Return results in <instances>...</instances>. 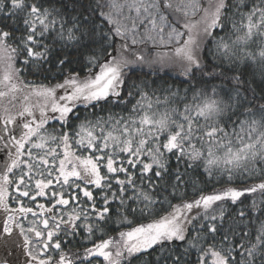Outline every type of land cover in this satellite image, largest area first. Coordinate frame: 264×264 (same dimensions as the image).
<instances>
[{
    "label": "snow or ice",
    "instance_id": "snow-or-ice-1",
    "mask_svg": "<svg viewBox=\"0 0 264 264\" xmlns=\"http://www.w3.org/2000/svg\"><path fill=\"white\" fill-rule=\"evenodd\" d=\"M67 9L63 0H0V14L5 17L22 14L23 19L22 31L0 27V106L3 107L0 143L5 149L11 145L8 158L0 167V210L5 213L0 226V247L6 252L12 246L22 247L28 257L25 264H92L89 258L96 257H102L104 264H123L126 257L149 254V249L155 251L157 247L156 264L161 261L163 264H264V0H255L251 6L230 4L229 0H96L91 11L97 15L99 10L102 23L92 20L90 26L87 15L82 12L70 15ZM72 11L76 12L75 5ZM229 13L232 29L243 30V35H238L231 45L224 37L215 39V30H224ZM237 16L239 21L235 19ZM17 31L19 36L14 35ZM97 37L103 43L85 57L89 66L87 76L81 78L68 72L62 82L49 85L20 78L21 69L16 67V62L21 55L24 65L43 69L51 62L53 45H60L61 53L69 46L90 49L99 42ZM256 37L261 38L259 51H246V46ZM116 38L123 43L117 44ZM208 38L216 48L212 55L216 59L222 56L231 65L225 71H236L238 65L247 66L249 61L259 65V94L254 87L255 72L251 80H245L241 72L231 77L226 100L216 85L211 91L205 87L197 91L193 103L186 104L183 112L175 108L153 110L148 93L135 82L127 97L121 99L128 80L126 69L156 62L147 61L144 55L135 52L129 39L131 45L151 41L170 46V53L164 56L179 62L185 76L200 72L203 76H221L227 80L225 71H217L218 65L214 63L205 64L200 54ZM235 45L244 47L233 51ZM69 62L64 54V58L58 59L57 70ZM132 89L139 92L140 99L132 105L127 117L109 113L107 118L92 120L87 116L81 119L76 113L78 105L95 108L101 102H112L113 98L117 103L127 104L133 96ZM58 90H63V94ZM257 99L258 105L253 104ZM229 110H233L232 115L239 113L245 117L233 123L232 132L220 122V117ZM73 119L79 123L71 129ZM50 120L58 121L60 130L49 132L45 126ZM14 130L19 132L18 136ZM77 149L90 154H78ZM173 157L178 165L186 160L187 168L203 161L209 176L216 171L226 176L223 186L206 193L196 189L194 182V192L199 194L185 199L179 193L180 187L186 186L185 174L178 165L172 169ZM256 177L260 178L259 183H248ZM237 180L239 185L235 183ZM54 185L60 190H55ZM161 185L165 190L172 189L173 198L179 193L177 203L167 196L160 201L153 195ZM49 189L53 202L50 207L37 203L39 212L21 199L36 202ZM66 189L73 190L67 198ZM93 189L98 191V197ZM13 191L18 196L12 195ZM80 193L85 198L83 201ZM256 193L260 194L259 202L253 198L250 205L236 214L226 215L225 206L229 202L243 204L242 198ZM98 200L102 201V207L98 206ZM10 201L18 207H9ZM116 201L118 223H130L124 215L129 201L142 204L141 215L146 213L151 221L120 231L118 238L109 236L94 242L84 248L82 257L76 253L70 257L63 250L60 233L74 237L82 229L87 233L85 239L92 241L96 231L103 233L92 216L107 221ZM72 202L76 204L70 210L59 216L54 214L60 212L58 206L66 209ZM157 204L165 214H159ZM29 213L35 219L25 227L22 220ZM18 237L23 238L22 244ZM174 242H181V251H177ZM51 250L58 252V259L48 255ZM193 252L195 260L186 259ZM0 264L11 262L5 258L0 259Z\"/></svg>",
    "mask_w": 264,
    "mask_h": 264
},
{
    "label": "trees",
    "instance_id": "trees-1",
    "mask_svg": "<svg viewBox=\"0 0 264 264\" xmlns=\"http://www.w3.org/2000/svg\"><path fill=\"white\" fill-rule=\"evenodd\" d=\"M65 4L68 5V13L70 15H76L77 12H82L84 15L89 17V26L92 20H95L96 24H101V20L98 18V9L96 10L97 15H93L91 11V7L95 5L96 0H63ZM255 2V0H229L230 4L233 3H251ZM75 5L76 12L72 11V6ZM10 6V5H9ZM59 6V5H58ZM7 8H5V12H7ZM182 19V18H181ZM232 19L231 13L228 15V19L225 20V28L223 31L217 29L215 30V39L219 40L220 37H224L226 42L230 45L233 41L236 40L238 35H243V30L240 32H236L232 29L230 20ZM239 21V16L235 18ZM103 25L106 27V22H103ZM0 27L3 28H18L20 31L23 30V19L22 14L20 17H12L0 14ZM20 31L14 33V35L19 36ZM260 37H256L254 41L249 42L246 46V51H251L256 53L259 51V40ZM99 41V37H97ZM49 44H52V41H48ZM102 41H99L95 45H91L90 49L84 48H77L76 46H69L63 49V53H61L60 45H53L54 51L52 53V59L49 64H45L43 69L36 68L33 64L24 65L23 60L24 56L21 55L17 62L16 67L21 69L20 78L26 82L34 83V84H55L57 82H62L63 78L68 72H74L79 74L81 78L88 75V65L85 57L90 54L91 50L99 49ZM116 43L120 44L123 43L119 38H116ZM131 48L135 50V52L144 55L147 61L156 60L155 63H145L143 65L136 64L131 66L130 69H126L128 73V80L127 85L124 87L123 94L121 99L127 97V93L130 90V86L135 82L136 84L141 86V90L147 92L151 102L153 103V110H158L163 112L165 109H177L178 112H183L186 104L193 103V96L197 93L198 90L204 89L207 87L209 91H211V87L213 85L217 86V90L222 98L225 100L227 96L225 93L227 92L228 88L231 86V77L233 75L243 73V78L245 80H251L252 74L255 72L256 79L254 82V87H256V91L259 94L260 91V75H259V65H253L250 61L248 62L247 66L244 64H240L237 67L236 71H225L231 67L227 61H223V57L221 56L220 59H216L212 53L216 52L215 44L211 38H208L204 41V45L202 46L201 56L205 58V64H216L218 65L217 71H225V75L228 79H224V77L218 76L216 78H210L207 76H203L200 72H195L194 75L185 76L182 74L183 68L179 62H177L174 58H168L164 56L165 53H170V47L164 49H156L148 46L147 44L143 43L139 46H132L129 44ZM240 47H244L243 45H235L233 47V51H238ZM111 50V49H109ZM64 54L67 55L69 63H66L63 66L62 70H57L56 64L58 59L64 58ZM163 58V62H160V58ZM130 58H133L130 55ZM166 65V66H165ZM51 69V70H49ZM207 71H212L211 68H206ZM95 71V70H94ZM222 89V91H221ZM133 96L128 98L129 102L127 104H120L115 102V98L110 103H103L101 105L96 106L95 108L89 106L88 108H84L83 105H78L76 109V113L79 114L81 119L87 116L89 119L95 120L97 117H104L107 118L109 113L114 114L117 117H127L131 113L132 105L136 103L138 99H140L139 92L135 89H132ZM59 94H63V90H58ZM167 98V101L165 100ZM159 101V103H157ZM260 101L253 100V104H257ZM11 108V105H8ZM247 106V105H246ZM3 111V107L0 106V111ZM233 110H229L226 112L222 117H220L221 125H227V131L232 132L233 123L239 120L245 119L243 115L237 113L236 115H232ZM241 111H243L241 109ZM2 113V112H1ZM36 116H39V112H36ZM231 117V119H229ZM31 119V117H29ZM174 118H178L175 117ZM204 121L201 119L200 123ZM79 121L73 119L71 129L75 128V125L78 124ZM49 132H53V130H60L61 126L58 121L50 120L49 123L45 126ZM65 131H69V128H65ZM199 147V144L197 143ZM78 154L88 155L89 152L85 151L84 149H77ZM172 169L175 170L177 168L178 162L173 157L170 161ZM187 161L179 162V170L185 174V181L186 186L182 185L179 189V193L184 195L185 199H192L195 195L199 194V191L194 192V182L196 189L203 190L204 192H211L214 189H219L223 186V181L226 180V176H221V174L216 171L212 176L204 169V162L198 161L191 168L186 167ZM17 174H19V170H17ZM260 178L256 177L253 180H249L248 183H259ZM139 183V181H137ZM237 185H239V180L235 181ZM55 190L59 189L58 186L54 185ZM145 188L147 186L145 185ZM10 191L12 189L10 188ZM51 191L52 189L47 190V195L40 199L36 203L46 204L44 199H51ZM58 191V190H57ZM73 191L72 189L65 190V197L67 198L68 193ZM96 193L97 197L99 196L98 191L93 189ZM172 189L168 187L165 190V186L161 185L159 189H157L153 195L160 201L164 200V197L167 196L172 203H177L179 200V193L177 194L176 198H173L171 195ZM14 192H12L13 194ZM131 194V193H129ZM81 200L83 201L85 198L83 197L82 193L79 194ZM253 198H255L258 202L261 200L260 194L256 193L253 195L248 196L247 198H242L244 203L231 205L230 202L225 206L226 215H234L238 212L240 208L246 207L252 203ZM53 201H51L52 203ZM118 201L112 204V215L111 218L107 221H98L95 219L94 215L92 216L93 222L100 225V228L103 229V233L100 231H96L95 235L92 238V241L86 240L85 237L87 233H85L82 229L80 230V234L76 236H66L63 232L60 233V239L64 241L62 247L63 250L71 255L73 253L78 254L79 256H83V251L85 247H91L94 242H98L100 239H106L109 236L117 237L120 231H127L130 227L136 226L139 223H148L151 221V217H149L146 213L141 215L140 208L143 207L142 204H137L134 201H129L128 209L124 213L127 216V219L130 223H118L117 217L115 214V209L118 205ZM76 202H72L71 206H75ZM51 205V204H49ZM98 206H103L102 201L98 200ZM166 208L167 205H164ZM89 211L91 212L90 204L88 205ZM135 208L136 211L133 212L132 209ZM156 209L159 214H165L163 209H161L160 204L156 205ZM53 214V213H52ZM55 214V213H54ZM251 215L252 213L249 212ZM255 215H259L256 213ZM252 234L253 237L255 236V225L252 226ZM177 246V251L182 250L181 242H174ZM52 255L58 259V252L55 250H51ZM149 254H142L137 253L132 257H126L123 261V264H156V257L159 253V248L157 247L154 250L149 249ZM195 252L192 253L191 257H186L190 261L195 260ZM92 261V264H104L102 257L96 258H89ZM87 264V262H85ZM163 264V261H161Z\"/></svg>",
    "mask_w": 264,
    "mask_h": 264
},
{
    "label": "flooded vegetation",
    "instance_id": "flooded-vegetation-1",
    "mask_svg": "<svg viewBox=\"0 0 264 264\" xmlns=\"http://www.w3.org/2000/svg\"><path fill=\"white\" fill-rule=\"evenodd\" d=\"M2 127H3V125L0 124V128H2ZM10 127H13V126H10ZM0 134H2V133H0ZM14 134L18 136L19 132H16L14 130ZM9 149H11V145L9 146ZM9 149H5L3 147V144L0 143V167L3 166L4 162L8 158ZM12 195L18 196V194H15V192ZM39 198L42 199V197H39ZM21 199L24 201L26 206L32 207L34 211H37V212L40 211V209L37 210V207H36L37 203L36 202H32V201L28 200L27 198H21ZM47 200L48 199H44V201H47ZM26 201H28L30 203V205H27ZM31 203H33V205H31ZM45 205H46V207L51 206V205H47V204H45ZM9 207L15 208V207H18V205L15 202L10 201ZM57 214H61V213H57ZM48 215H52V213H49ZM4 218H5V213L2 210H0V226H2ZM34 218L35 217H33L31 215V213H29L27 216V219L22 220V223L24 224L25 227H28V222L30 221V219H34ZM17 232H18V230H17ZM18 239H19L20 244H22L23 238L18 237ZM48 255H52V252L50 251L48 253ZM5 258L8 261H10L11 264H25V261L28 259V257H26L24 254L23 248L22 247H16V246H12L11 248H9V250L7 252L2 247H0V259H5Z\"/></svg>",
    "mask_w": 264,
    "mask_h": 264
},
{
    "label": "rangeland",
    "instance_id": "rangeland-1",
    "mask_svg": "<svg viewBox=\"0 0 264 264\" xmlns=\"http://www.w3.org/2000/svg\"><path fill=\"white\" fill-rule=\"evenodd\" d=\"M143 31V29H141V32ZM128 43L129 44H131V39H129L128 40ZM145 44H147L148 46H150V47H152V48H156V49H164V48H167V47H170V46H166V45H159L158 43L157 44H153L151 41H145L144 42ZM143 43H138L137 45H132V46H139V45H142ZM166 66V65H165ZM1 112H3L2 110L0 111V114H2ZM30 119V118H29ZM58 191L60 190V189H57ZM15 194H18V193H16L15 192ZM38 201H42V200H39V199H37V201L36 202H38ZM26 203H27V205H30V203L28 202V201H26ZM46 204L47 205H49V204H51V199L49 198L47 201H46ZM31 205H33V203H31ZM58 207H60V212H57V213H61V212H63V211H67V210H70L71 209V204L69 205V206H67V208L65 209L63 206H58ZM37 210H38V208H37ZM57 213H55L56 215H60V214H57ZM66 218V217H65ZM35 219V218H34ZM30 220H33V219H30Z\"/></svg>",
    "mask_w": 264,
    "mask_h": 264
}]
</instances>
